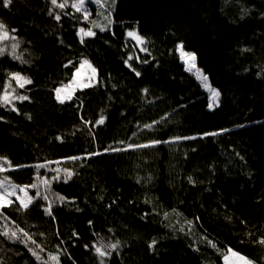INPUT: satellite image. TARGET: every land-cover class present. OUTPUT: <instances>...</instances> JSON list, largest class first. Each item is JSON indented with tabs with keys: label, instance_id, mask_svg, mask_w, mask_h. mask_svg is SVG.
<instances>
[{
	"label": "trees",
	"instance_id": "obj_1",
	"mask_svg": "<svg viewBox=\"0 0 264 264\" xmlns=\"http://www.w3.org/2000/svg\"><path fill=\"white\" fill-rule=\"evenodd\" d=\"M75 1L0 0V178L34 197L0 209V264H222L227 249L264 264V0H99L87 19ZM178 44L219 91L214 109ZM82 59L95 80L61 103ZM10 73L31 83L8 87Z\"/></svg>",
	"mask_w": 264,
	"mask_h": 264
},
{
	"label": "snow or ice",
	"instance_id": "obj_2",
	"mask_svg": "<svg viewBox=\"0 0 264 264\" xmlns=\"http://www.w3.org/2000/svg\"><path fill=\"white\" fill-rule=\"evenodd\" d=\"M51 2L56 5L57 4V0H51ZM97 2H99V0H97ZM12 3V0H3V6L5 8H7L10 4ZM85 4V0H78V4L74 3L72 5V7L76 8L77 11H80L81 10V7ZM58 7L60 8H64L65 7V4H59L57 5ZM85 18L87 19V13L85 14ZM56 19L59 20L60 17L59 16H56ZM96 27H99V25H96ZM101 31H104L105 29L104 28H101L100 29ZM14 31V30H13ZM80 32L83 34L82 37H81V42L83 43L84 40H83V37H90V36H94L95 35V32L92 31L91 29L85 31L83 28L80 29ZM127 35L130 37V38H134L136 39L138 42H142V37H140L137 33L135 32H132V31H129L127 33ZM9 38V32L8 30L6 29V25L3 24V22H0V40H6ZM16 45H13V49H15ZM179 50L181 52V58L184 59V58H187V61L188 62H191V66L189 67V71H191L193 68H195V53H187V52H184L183 51V45H180L179 46ZM141 51H147V49L145 48H142ZM4 54V49L0 48V55H3ZM14 58L15 59H20V57H17L14 55ZM129 59H132L131 57H129ZM138 59V57H137ZM85 64H88V61H83L81 63V67H83ZM89 67H91V65H89ZM129 67H131V65H129ZM95 69L93 68L92 69V72L93 74L95 73ZM133 71H135L133 69ZM80 73V69H77V75H79ZM137 75H139V73H136ZM10 76V81H9V85L8 87L11 86V80H15L18 84V86L20 88H24L26 84H30L31 83V80L30 79H27L25 77H23L20 73H10L9 74ZM202 78L205 82L207 81V77H200ZM91 86L90 84H83L81 85V87H89ZM62 89L61 88H56L55 89V92L57 93V99L63 103L65 100H68V99H71V96L68 95V96H64V97H61L60 96V93H61ZM147 91V90H145ZM219 96V93L216 92L215 90H213V98H217ZM13 99H19V100H26L28 99L27 96H14ZM11 103V100L9 99V93L7 91H5V93L0 96V104H10ZM213 105L212 104H209V107L211 108ZM163 119V118H162ZM104 121V118L101 116V118L99 120L96 121V124H102ZM87 123V122H86ZM156 123H160V121H153V124H156ZM152 125L149 124V125H145L144 128H151ZM224 131H227V130H224ZM218 133H207L205 135H217ZM133 135H135V133H133ZM194 137H184V139H193ZM174 139H180V138H174ZM169 141H164V143H168ZM158 143H161V141H150L148 144H143V145H128V148H144V147H151V146H154L155 144H158ZM109 149H105V151H107ZM112 151H121V150H127V149H111ZM100 153H91L90 155H99ZM70 159H79V157H72ZM38 167H45V165H39ZM2 170V169H0ZM67 171V170H65ZM68 176L70 177L71 176V173L68 172ZM55 178H58V177H55ZM54 178V179H55ZM44 183L46 184V186L48 185V182L47 181H44ZM4 187V182L3 181H0V188H3ZM15 185H13V188L15 189ZM30 187L32 188H36L37 185L36 184H32L30 185ZM21 191L24 192L25 194V199H21L19 196H17V199L20 201V204L22 205L23 208L27 209L29 207V205L32 203L34 197H29L28 194H27V186L25 188H22ZM7 192V188H4V192H0V209H3L4 207L8 206L11 201L10 200H6V197H5V193ZM11 195H16L15 191H13L11 193ZM41 195V193L38 191L36 193V196L39 197ZM44 199L47 200V196L45 195L44 196ZM59 199H63V198H59ZM48 213L51 214V204H49V207H48ZM21 232L23 231V229L20 230ZM3 235L5 236H8V232L5 231L4 233H2ZM25 236H27L28 234L27 233H24ZM17 237V234L16 232H12L11 233V236L9 237L10 239L12 238H16ZM29 239H31V237H28ZM33 243H35L33 241ZM118 243V242H117ZM211 243V242H209ZM259 243H261L262 245H264V238H262ZM153 244H155V241H153ZM212 247H215L214 244L211 245ZM87 247V246H86ZM108 247L110 248H113L115 249L117 247L116 244H111V245H108ZM95 251L96 253L100 256V257H104V256H107V255H110L109 252H107L105 250V247L103 245H100L98 247H95ZM33 255L37 257V259H41V257L38 255L37 252H33ZM50 259L52 261L55 262V264H58V261H59V257L58 256H50ZM224 261H225V264H253L252 261H250L247 257L245 256H242L240 255L239 253L237 252H234L232 249H228L227 250V254H224ZM101 264H103V260H101Z\"/></svg>",
	"mask_w": 264,
	"mask_h": 264
},
{
	"label": "rangeland",
	"instance_id": "obj_3",
	"mask_svg": "<svg viewBox=\"0 0 264 264\" xmlns=\"http://www.w3.org/2000/svg\"><path fill=\"white\" fill-rule=\"evenodd\" d=\"M96 1L97 0H85V4L81 7V10H80V12L85 16V14L87 13V18H89V16H91V14H92V12H93V10L91 9V6L93 7H95V5H96ZM107 1V9H113V7H114V5H115V0H106ZM74 3H76V4H78V1H75ZM73 3V4H74ZM76 9V8H75ZM106 7H105V9H104V11H103V9L100 7V10H99V12H98V15L97 16H95L94 18H93V25L96 27V25H99V27H96V28H98V29H101V28H104V29H107V21L109 20H111V14L110 13H106ZM85 31H87V30H85ZM129 31H132V32H135V33H137L138 34V32H137V30L136 29H127V31H126V37H128V38H130L128 35H127V33L129 32ZM79 35H80V37H82V33L81 32H79ZM139 35V34H138ZM140 37H142L141 35H139ZM84 38V37H83ZM130 39H132L133 41H135L136 42V44L140 47V48H143V43H144V39H143V37H142V42H138L136 39H134V38H130ZM0 41H2V40H0ZM181 44H178V46H177V51H178V53H179V56L181 57V52H180V50H179V46H180ZM183 51L184 52H187V53H191V52H188V51H186V50H184V48H183ZM182 59V58H181ZM185 63H186V65H187V68L189 69V67L191 66V62H188L187 61V58H184V59H182ZM83 61H88V64H85L83 67H81V63L83 62ZM195 63V62H194ZM89 65H91V67H89ZM94 67H93V65L90 63V61L89 60H87V59H82V61L80 62V64H79V68L78 69H80V73H79V75H77V71H76V74H75V76H74V79H73V81L69 84V85H67V86H65V87H63V88H61L62 89V91H61V93H60V96L61 97H64V96H68V95H71V94H73V92H74V89H76V88H79V87H81V85H83V84H91L94 80H95V75H96V71H95V73L93 74V72H92V69H93ZM95 69V68H94ZM96 70V69H95ZM191 72L195 75V77L197 78V80L199 81V83L201 84V87H202V89L207 93V96H208V108L210 109V110H212V109H214L215 107H217L218 106V104H219V97H220V94H219V96L217 97V98H213V90H215L216 92H218L219 93V91L215 88V87H213L211 84H210V81H209V78H208V76L200 69V68H198L196 65H195V68H193L192 70H191ZM200 77H207V81L205 82L202 78H200ZM7 91V90H6ZM8 92V91H7ZM5 92H2V93H0V96H2L3 94H4ZM9 93V99H11V97H12V95H11V93L10 92H8ZM57 94V93H56ZM209 104H212L213 106L210 108L209 107ZM0 167H1V165H0ZM57 169L59 170V167H57ZM56 172H57V170H55ZM0 181H3L4 182V187L3 188H0V192H4V188H7V192L5 193V197H6V200H10V201H12V199L13 198H16L17 199V196H19L21 199H25V194H24V192L23 191H21V189L22 188H25V186L23 187V186H17L16 184H13V183H11L10 181H8V180H3V179H1L0 178ZM13 185H15L16 187H15V189L13 188ZM13 191H15V193H16V195H11V193L13 192ZM27 194H28V196L30 197V195H29V192H28V188H27ZM19 201V200H18ZM20 202V201H19ZM172 225H174V226H172L173 228H176V233L175 234H177L178 235V233H177V231H181V232H184L185 230H184V228H183V226H181L179 223H178V217H174L173 218V221H172ZM193 246V245H192ZM228 250V249H227ZM227 250H225L224 251V253H223V256H222V264H225V261H224V254H227ZM233 250V249H232ZM234 251V250H233ZM234 252H236V251H234ZM238 253V252H237ZM240 254V253H239ZM240 255H242V254H240ZM243 256V255H242ZM251 261V260H250ZM253 262V261H252ZM216 264V263H215ZM253 264H255L254 262H253Z\"/></svg>",
	"mask_w": 264,
	"mask_h": 264
},
{
	"label": "bare ground",
	"instance_id": "obj_4",
	"mask_svg": "<svg viewBox=\"0 0 264 264\" xmlns=\"http://www.w3.org/2000/svg\"><path fill=\"white\" fill-rule=\"evenodd\" d=\"M30 195V194H29ZM18 200V199H17Z\"/></svg>",
	"mask_w": 264,
	"mask_h": 264
}]
</instances>
